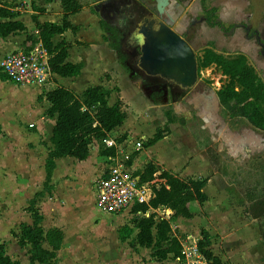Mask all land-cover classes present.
I'll return each instance as SVG.
<instances>
[{
  "label": "rangeland",
  "instance_id": "obj_1",
  "mask_svg": "<svg viewBox=\"0 0 264 264\" xmlns=\"http://www.w3.org/2000/svg\"><path fill=\"white\" fill-rule=\"evenodd\" d=\"M82 1L91 4L90 9L99 18L106 19L113 25L123 24L119 33L122 41V52L127 55V67H124L117 60L108 41L102 39L103 42L100 47L103 50L105 60L100 70L99 79L109 82L114 100L119 99L116 83H120L123 88L125 100L129 104L126 105L127 116L130 114L136 120L132 125V135L137 136L138 139L141 138V135L147 138L150 132L153 134L152 132L156 129L163 131L165 125L168 126V129L170 128V131L184 125L182 133L174 130L166 138L161 139L159 141L161 143L153 149V152L158 155V163L168 169L176 170L184 162L189 148L192 149L196 146L206 149V153L211 157V165L215 171H209L207 176L210 179L203 190L212 198L219 195L223 202L228 203L229 207L225 206L229 210L221 212L218 207H213V203L205 201L193 220H183V222L174 225L176 235L185 237L188 234H194L206 238L209 241L208 248L220 258L221 264H264V213L256 219L252 218L254 207H263L264 209L263 148L252 154L251 159H248L249 161L247 159L241 161L242 165L238 166V163L232 161L227 164L226 159L222 160L216 154V146L208 135V127L203 126L204 123L192 114L191 107L183 103L179 99V95L172 94L168 85H165L158 78L150 77L145 71L137 67L135 64L137 54L135 51H130L128 45L129 39L133 35L132 27L144 17L139 6L141 0H124V3L116 0L114 2L111 0ZM249 1L250 6L246 8V11L252 12L253 16L264 17V0ZM98 4L100 7L98 6L96 10L94 7H97ZM149 4L150 9L153 10L154 2L149 0ZM103 34L105 35L104 32ZM89 52L91 74H88L87 77L92 78V80L88 84L94 85L98 84L95 81L96 75L93 70L96 61L95 53H98V50H90ZM111 52L114 53V61L108 55ZM205 69L204 77L207 82H217V88L227 83L228 78L214 64ZM120 76L122 77L121 81ZM82 79L75 80L76 88H82L85 85V80ZM127 79H129L128 83L135 87V90L129 88L130 85L129 87L126 86L125 81ZM28 88L33 89L32 87ZM30 95L29 90L17 86L8 88L2 85L0 89V96L20 100L24 109L26 105L30 106ZM177 106L187 108L186 113L183 115L179 113ZM121 109L125 112L123 108ZM35 115V113L32 114V116ZM220 115L233 130L248 125L245 120L231 116L224 108H220ZM170 117L182 118L184 124L181 125L178 120L168 123ZM13 131L12 126L7 127V133L13 135L11 140L0 135V242L4 244V250L11 259L16 260L18 264H29V246H19L14 234L19 233L20 223H31L28 196L32 197L33 190L38 189L39 186V190L42 189L44 172L42 165L51 144L47 136L40 134L37 140L23 142L25 149L18 151L19 136L14 135ZM123 133L128 135L127 132H119L118 130L113 131L112 135L120 136ZM261 136L264 138V133H261ZM127 138L129 137L126 136ZM96 149L95 144L90 145L89 158L85 162L70 156L62 157L52 180L55 191L51 192V198L53 197L54 200L48 199L45 194L44 197L36 200L35 206L37 205L42 215L43 210H46V216L43 215V220L45 219L44 222H46V225H42L44 230L54 221L48 213H61L62 207H72V211L66 210L65 215L59 217L60 222L69 224L78 221L77 227L82 231L96 227L93 233L103 235L102 241L98 244L100 247L98 254L100 257H110L115 253H121L122 250L111 232L112 225L115 224V221L114 223L111 222V217L115 215L103 212L94 202L95 171L99 168L98 164L102 163V157L97 154ZM144 149L142 147L141 150ZM141 154H143L139 159L141 161L145 159V156H150L148 152ZM20 159L23 164L22 168L20 167ZM203 165L202 162L200 165L199 163L194 165L192 172H203ZM26 190H29L30 194L25 192ZM23 192L25 193L22 194ZM19 194L22 195L16 197ZM217 199L219 200V198ZM82 202L84 203L83 208H79L78 205L80 206ZM205 204L207 205L205 206ZM218 205L221 204L218 202ZM162 213V211H158V217L162 216ZM116 218L123 220L122 224L132 225L139 216L129 213L125 217L117 215ZM87 251L91 250L88 249ZM93 253L91 251L89 257L93 256ZM224 255L226 258H223ZM107 257L105 258L107 259Z\"/></svg>",
  "mask_w": 264,
  "mask_h": 264
},
{
  "label": "trees",
  "instance_id": "obj_2",
  "mask_svg": "<svg viewBox=\"0 0 264 264\" xmlns=\"http://www.w3.org/2000/svg\"><path fill=\"white\" fill-rule=\"evenodd\" d=\"M59 1L62 8L60 23H39L33 17L37 35H27L21 49L29 50L35 43L41 42L47 50L48 64L53 73L62 77L77 76L82 64L65 61L70 44L60 41L53 45L51 39L55 34L66 30L76 32L77 27L70 23L69 15L80 11L82 4L80 0ZM36 10L43 11L41 8ZM14 17L15 13L8 5H0V36L25 30L24 24ZM99 24L105 33L103 37L115 52L117 60L127 67L126 56L121 49L119 31L106 19L100 18ZM210 64L220 68L222 74L228 78L227 83L217 91L224 110L231 116L245 120L252 128L264 131V82L246 63L245 57L243 55L225 57L216 52L207 51L199 61V68ZM1 77L7 79L2 75ZM44 95L49 103L46 114L56 115L50 137L52 146L44 162L45 176L42 189L29 200L28 211L32 222L21 223L19 233L14 234L19 246H29V264H57L56 252L62 244L63 233L58 228L50 227L43 232L40 225L42 216L35 207L36 200L52 189L50 182L55 160L65 156L73 157L78 161L86 159L93 140L97 142L101 155H113L114 148L105 147L102 139L115 127L121 125L125 118L119 101L113 104L108 103L110 91L102 85L90 86L80 95L62 85H56ZM177 120L180 124H184V119L174 117L168 118V123ZM168 130L167 125L164 126L163 131L156 129L143 146L153 145L162 139ZM123 138L124 136H121L118 140ZM135 154L133 156H136ZM138 174L141 181L152 182L153 196L148 203L135 205L132 211L145 213L149 209L163 208L169 209L171 213L168 218L162 216L156 219L154 212L138 218L133 223L138 230L135 239L140 246L151 248L156 260H164L168 255L177 257L180 255L181 246L178 239L171 234V222L177 217L192 218L200 211L203 202L207 200V195L203 191L207 178L183 179L171 170L157 169L151 161L145 163L138 170ZM262 213L264 209L261 208L253 218H258ZM132 232L133 229L129 225L122 226L118 231L120 239L128 238ZM208 242L206 238L199 240V250L209 264H221L220 259L208 248ZM42 243H46L48 248H44ZM0 264H18L6 254L2 242H0Z\"/></svg>",
  "mask_w": 264,
  "mask_h": 264
},
{
  "label": "crops",
  "instance_id": "obj_3",
  "mask_svg": "<svg viewBox=\"0 0 264 264\" xmlns=\"http://www.w3.org/2000/svg\"><path fill=\"white\" fill-rule=\"evenodd\" d=\"M111 1L114 2V0H111ZM116 1H119L121 3L125 2L124 0H116ZM150 1L154 2V0H150ZM2 2L3 4L8 5L10 9L15 13L14 19L21 21L25 26V30L16 31L7 36H0V61L2 60L3 56L6 53L16 50V49H21L27 35H32V36L37 35V30L35 27V21L33 20V17H35L36 21L39 23H43V22L60 23L62 19V8H61L59 0H51L49 2L46 0H27L25 5H22V6H16L12 4L11 0H2ZM80 2L82 4L80 11L69 15L70 23L73 26L77 27L76 32L66 30L63 33L55 34L51 39L53 45H56L60 41H65L66 43L70 44V47L67 50V56H66L65 61L71 62V63H81L82 64L80 73L77 76L62 77L52 72L49 82H47L43 86L19 84V83L10 81L8 79H3V78L0 79V89L2 88V85L8 88L17 86L19 88L29 90V92L31 93L30 106L26 105L25 109L22 107L20 100L16 98H6L3 96H0V135L2 137H5L11 140V136L13 135H9L7 133V127L12 126V128L14 129L13 131L14 135L19 136L18 137L19 143L17 144L18 151H20V149H25L23 146V142H26V141L32 142L33 140H37L40 134H44V136H47L50 142L51 131H52V127L56 120V115L49 116L46 114V110L49 107V103L46 100V97L44 94L46 91L54 88L56 85H62L66 88H69L73 90L75 93H77L78 95H80L86 88L90 86H95V85H102L106 89H109L110 95L108 97V103L113 104L114 102L119 101L120 109L123 108L125 110L124 112L121 109L125 113V118L121 125L115 127L108 134L112 135L113 131L118 130L119 132H127L128 134L126 135L125 133H123L120 136L115 135L118 138H120L121 136H124L123 139H126V136H127L129 138H127L126 140L132 139L131 141H134L138 139L137 136L132 135V131H133L132 125H134L135 123L134 121L136 120L130 114L129 116H127L126 105H129V104H127V101L125 100L124 91H123V88L120 86V83L119 84L116 83V87L118 88L119 99L114 100L113 92L111 91L112 87L111 88L109 87L110 86L109 82L106 80L100 81L99 79L100 70L102 69L104 65V60H105L103 50L100 47V44L103 42L102 39H104L103 37L104 31L100 27L99 16L96 13L92 12V10L90 9L91 4H86L82 0H80ZM35 7L41 8L43 9V11L42 10L38 11L36 10ZM110 24L113 25L112 23ZM96 49L98 50V53H95L96 61L93 66V70L96 75L95 81L98 84L89 85L88 83L92 80V78L87 77L88 74H91V70H90L91 59H90L89 51L96 50ZM108 55L110 59L114 61V53L111 52ZM125 56L127 55L125 54ZM126 65H127V58H126ZM82 78L85 80L84 81L85 85L83 84L84 86L82 88H76L74 84L75 80H81ZM121 80H122V77L120 76V81ZM128 80L129 79L125 81L126 86L129 87L130 85L129 88L135 90V87L132 86L131 83H128ZM28 87H32L33 89L31 88L29 89ZM177 111L183 115L184 113H186L187 110L184 107L177 106ZM33 113H35L36 115L32 116ZM126 118L127 120H125ZM200 120L202 123H204L203 126L208 127V135L210 136L212 143H214L216 146V151H215L216 154L220 156L222 160L226 159L225 162L227 164L232 161V162L238 163V166L242 165L241 161H243L244 159L245 160L247 159V161H249L248 159H251L252 154L261 150L262 148L264 150V138L261 136V133L260 134L256 133L257 131H255V129L249 125H247V127H242V128L239 127L238 130H233L228 125V122H226L225 119L222 117V115H220V109H219V112L215 113L213 116H209L206 113L202 114ZM183 129H184V125L179 126L178 129H174V130H178L182 133ZM174 130L170 131V128H169L168 132H165L166 134L164 135L163 138H166ZM152 135L153 134H151V132L147 138H144V135H141V138L138 140H141L144 144L145 141L148 138H150ZM160 140H158L156 143L148 147L143 146L145 149L143 151L139 150L138 152H135L137 153V154L134 153L136 156H133L134 154L132 155L133 163L138 168V170H140L145 163L151 161L157 169L171 170L183 179H206L207 178V181L204 184V186L208 185L207 182L210 178L207 175L209 171L213 172L215 171V169L211 165V157H209V155L206 153V149H202L200 146H196L195 148H192V149L188 147L189 151L186 153V157L182 165L178 167L176 170H172L164 166H161L158 163V155L155 152H153V149L161 143L159 142ZM91 144H95L97 148L96 149L97 154L102 157V163L100 165L98 164L99 168L98 170L95 171L96 176H97L101 168L103 167L104 156L100 154L99 146L95 140H93ZM49 148H48V151H49ZM145 152H148L150 156H145V159L142 161L139 160L140 157L143 155L141 153H145ZM89 153H90V150H89ZM46 157L47 155L44 157V160H43V165H42L43 169H44V162H45ZM61 158L62 157H59L55 160V168L52 171L51 182H50V184L52 185V189L50 192L45 193L48 196L47 197L48 199L51 198V192L55 189V185L52 183V180H53V177L56 175V172L58 170L57 165L59 161L61 160ZM88 158H89V154L86 159L81 160V161L85 162L86 160H88ZM200 162L204 164L203 165L204 171L201 173L192 172V169H194V165L198 163L200 165ZM20 164H21L20 167L22 168L23 164H22L21 159H20ZM44 176H45V170L43 172V178H42L43 181H44ZM39 188L33 190L34 192L33 195L36 192L41 190V189L39 190ZM25 192L30 194L29 190H26ZM25 192H23L22 194H24ZM22 194H19L16 197H20ZM45 194L42 197H44ZM206 195H207L206 201H209V203H213L214 205L213 207L215 208L218 207L221 212H225V211L227 212L229 210V208L227 209L225 206L227 205V207H229L228 203L223 202L222 198L219 195L214 198L210 197L209 194H206ZM32 197L28 196L29 198L28 200H30ZM217 198H219V200ZM51 199H53V197ZM218 202L221 204L220 206L218 205ZM83 204L84 203L82 202L80 206L78 205V207L83 208L82 206ZM206 205L207 204H205V206ZM35 207L38 209L37 205ZM62 208L63 209H61V213H48L50 217H53L54 221L52 225L47 227V229L50 227H55L61 230L63 233L62 244L56 252V260H57L56 263L57 264H179V262L176 260V257H173L172 255H168L167 258L164 260H160V261L156 260L155 257L152 255L151 248L140 246L137 240L135 239V235L138 230L137 228L133 226L134 222L132 223V225H129L133 229V232L130 234V236L132 237L130 239H128L130 236L126 239H120L118 231L122 226L127 225V224H122L123 220L121 219L118 220L116 216L122 215L123 217H125L129 213H132V212H126V211L122 213H118V214L107 213L109 215H115L113 217L110 216L111 222L114 223L115 221V224L112 225L111 232H112V235L117 245L119 244L120 249L122 250L121 253H115L114 255H111L110 257L105 256L107 257V259L104 256L100 257V255L98 254V249L100 248L98 244L102 241L103 235L99 233L97 234L93 233V231L96 230L95 229L96 227H93L91 230L85 229L84 231H82L81 229H78L77 227L78 221L75 223L71 222L69 224L61 223L59 220V217L64 216L66 213V210L72 211V207L65 206ZM261 208L263 209V207L253 208L252 218L255 213H258V210H261ZM38 211L40 215L42 216V220L40 224L42 227V225L44 224L46 225V222H44L45 219L43 220V215L46 216V210H43V215L39 209ZM158 211H162V208L149 209L147 212H148V215L152 212L156 213L155 218L158 219L159 218ZM137 215L139 216V218L143 216H147L144 213H140ZM162 216L165 217L164 215ZM193 217L187 218V219H184L182 217H177L176 220L171 222V234L175 233L174 225H177L179 222H183V220L191 221L193 220ZM25 223H28V222H25ZM19 229H20V226H19ZM42 230L43 232L46 231L43 229V227H42ZM42 246L44 248H48V245L46 243H42ZM88 249L94 252L92 254L93 256L89 257V253L91 251H87ZM223 258H226L225 255L223 256ZM220 263H221V260H220Z\"/></svg>",
  "mask_w": 264,
  "mask_h": 264
},
{
  "label": "flooded vegetation",
  "instance_id": "obj_4",
  "mask_svg": "<svg viewBox=\"0 0 264 264\" xmlns=\"http://www.w3.org/2000/svg\"><path fill=\"white\" fill-rule=\"evenodd\" d=\"M139 6L144 17L132 27L128 49L138 56L145 31L149 28L158 30L160 24L170 27L185 40L196 58V79L192 87L185 88L177 80L162 75H148L168 85L171 93L179 95L197 118L201 119L204 113L213 116L220 108L223 109L217 94L221 86L217 88V82L206 81L204 72L208 66L199 68V61L207 51L225 57L243 55L246 63L264 82V17L259 18L246 11L250 6L249 0H169L166 13L162 15L156 12L155 1L153 10L148 0H141ZM115 27L119 31L123 24L118 23ZM255 131L264 133L258 129Z\"/></svg>",
  "mask_w": 264,
  "mask_h": 264
},
{
  "label": "built area",
  "instance_id": "obj_5",
  "mask_svg": "<svg viewBox=\"0 0 264 264\" xmlns=\"http://www.w3.org/2000/svg\"><path fill=\"white\" fill-rule=\"evenodd\" d=\"M27 0H11L16 6L25 5ZM3 2L0 0V5ZM48 53L41 42L35 43L29 50L16 49L6 53L0 61V75L19 84L43 86L51 77ZM107 148H114L113 155H104L103 167L96 176L94 185L95 204L105 213L118 214L132 212L135 205L148 203L153 196L152 182L141 181L138 168L132 155L143 147L141 140H118L115 135L107 134L102 139ZM155 181V180H154ZM153 181V182H154ZM162 214L169 217L170 210L162 208ZM148 216V212L144 213ZM181 246L176 257L179 264H209L199 250L200 236L188 234L185 237L173 234Z\"/></svg>",
  "mask_w": 264,
  "mask_h": 264
},
{
  "label": "water",
  "instance_id": "obj_6",
  "mask_svg": "<svg viewBox=\"0 0 264 264\" xmlns=\"http://www.w3.org/2000/svg\"><path fill=\"white\" fill-rule=\"evenodd\" d=\"M156 12L166 13L169 0H154ZM100 7H94L96 10ZM150 29V28H149ZM147 30L135 59L137 67L149 75H162L175 79L185 88L196 79V58L192 48L175 31L160 24L158 30ZM221 71V69H219Z\"/></svg>",
  "mask_w": 264,
  "mask_h": 264
}]
</instances>
